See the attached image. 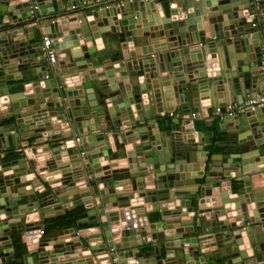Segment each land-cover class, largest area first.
Returning a JSON list of instances; mask_svg holds the SVG:
<instances>
[{
    "label": "water",
    "instance_id": "water-1",
    "mask_svg": "<svg viewBox=\"0 0 264 264\" xmlns=\"http://www.w3.org/2000/svg\"><path fill=\"white\" fill-rule=\"evenodd\" d=\"M64 1L0 0V16L12 23L0 28V81L5 82L4 93L10 92V82L20 83L21 89L9 94L0 90V97L7 95L11 100L8 111L0 114V149L10 147L9 137L20 144L21 136L34 135L36 130H41L38 138L52 131L47 141L66 140L73 135L74 126L86 134L79 145L75 139L60 143L54 159L48 157L52 150L38 152L30 147L18 160L0 161V264H94L93 260L98 264H264V168H257L264 165V0H120L114 6L102 2L74 11L69 9L80 3L72 0L65 6ZM158 1L161 14L155 10ZM34 6L37 10L32 17ZM33 20L37 29L27 28ZM230 25L235 33L226 28ZM185 34H189L190 45L184 43ZM44 35L53 39L58 51L55 67L44 56ZM113 37H118V52L108 55L102 52L105 38ZM138 37H166L175 45H155V53L138 60L131 53ZM64 41H73V45L63 48ZM207 50L213 59L217 57V63L206 58ZM220 94L228 102H217ZM207 96L213 102L204 108L214 106L223 113L229 103L263 102L239 111L237 119L227 116L221 120L222 133L235 139L225 145L232 152L217 156L220 164L216 165L206 159L210 134H199L190 120H174L171 130L163 133L154 130L159 123L148 122L163 112L173 114L177 108L188 115L199 108L197 103L210 101ZM105 117L111 122L102 126ZM62 123L69 128H61ZM130 124L129 131L111 136L106 132L109 126L119 129ZM129 145L132 150L127 151ZM64 148L67 155L62 154ZM117 148L124 149L128 163L137 167L119 170L107 165L96 170L99 162L115 160L110 157L117 155ZM235 159L240 162L235 164ZM206 168L210 171L205 173ZM44 171L60 173L62 178L47 180ZM119 174H128L129 180L115 181ZM229 176L238 184L230 191H220L211 210L201 208L214 185L221 187ZM83 178L92 201L81 198L74 206H84L87 212L77 227L64 230L68 239L56 238L49 250L52 240L40 238L38 233L45 218L55 212L50 205L83 195L76 186ZM46 185L50 190L44 189ZM95 187L97 195L92 192ZM68 188L75 189L67 194ZM73 191L78 192L71 194ZM135 192L139 204L132 206ZM176 198L184 200L172 210L162 208ZM94 202L103 207L99 209ZM142 203L153 204L162 221L150 223ZM229 203L227 210L224 206ZM249 204L253 205L252 215ZM111 206L120 211L106 214ZM91 209L95 214L88 213ZM230 212L232 218L219 220ZM179 216L192 219L169 223L192 230H179L171 237L159 232L168 225L169 217ZM102 218L107 227H102ZM89 223L102 227L100 234L89 237L102 242L97 246L88 239L76 253L81 239L78 227ZM118 225L119 243L113 241L112 233V227ZM147 231L167 243L162 248L155 245L154 252L140 262L137 247L146 242ZM243 232L250 242L245 252L239 249ZM17 234L13 244L19 238L26 250L20 260L11 251L10 239ZM206 240L214 241L205 244ZM212 247L216 249L204 252ZM129 248L133 249L122 251ZM88 250L91 257L82 256ZM170 252H182L183 260L174 262ZM66 255L68 260L59 262Z\"/></svg>",
    "mask_w": 264,
    "mask_h": 264
},
{
    "label": "crops",
    "instance_id": "crops-1",
    "mask_svg": "<svg viewBox=\"0 0 264 264\" xmlns=\"http://www.w3.org/2000/svg\"><path fill=\"white\" fill-rule=\"evenodd\" d=\"M117 1H120V0H73L72 2L80 3L79 4L80 6L76 7L75 9L71 8L69 10L70 11L71 10L74 11V10H78L80 8H86V7L95 5V4H100L102 2L112 3V6H114V5H118ZM68 2L70 3L71 1L65 0L64 1V5L66 6L68 4ZM148 3H150V2H148ZM55 9H56V12H60L58 10L57 5L55 6ZM161 9H162L161 3H159V1H158L156 3L155 10L158 13L160 12V14H161V12H162ZM87 14L89 15V12H87ZM73 16H76V15H73ZM37 17H39V16H37ZM37 17H36V19H37ZM4 19H5V21H4ZM31 22H33V24H29L27 26V28L33 27L34 29H37V26L35 24L36 21L34 22V20H33ZM11 25H12V23L8 22L7 18H4L3 16H0V28L3 29V28H6V27H10ZM213 26L216 28V25H211V28ZM226 28L229 29L231 33H235L236 32L235 28L233 27V25H230V27H226ZM197 32H199V30H197ZM184 38H185L184 43L186 45H190L191 43H190V40H189V34H185ZM117 39H118V37L117 38L116 37L115 38L114 37L113 38H105L104 49L102 50V52H106V54L108 53V55H110V54L113 55V54L117 53L118 49H117V46H116V43H115L117 41ZM51 40L53 41L52 38H51ZM134 40H135V46H134L133 50L131 51V53L135 57L134 59H138V60H142V59L146 60V59H148L149 56H151L153 53H155L154 52V50L156 48L155 45H157V46L167 45V46H170V47L175 45V44L169 43L168 39L166 37H160L159 39H156V40H152L151 38L138 37V38H135ZM81 43H83V41H81ZM72 45H73V41H64V42L61 43V46L63 48L70 47ZM74 50H78V48H76ZM172 50H174V49H172ZM206 55H207L206 58H212V60H215V62L217 63V57H216V59H213L214 55H210L208 50L206 52ZM68 64L69 63H66V65H68ZM0 83H1L0 84V90H1V92L3 94H9V93H15V92H20L21 91V89L19 88L20 83H19V86H18V82H10L9 83L10 84V87H9L10 92L4 93V90H6L5 82L0 81ZM209 94H210V91H209ZM207 97H208V99L210 101H208L206 103H203V101L200 102V103H197L199 108L195 109L194 111H191L189 114H192L193 112H195L197 114L202 115L201 117L197 118L194 121L195 129H196V131L199 134H210L209 141L205 144L206 159H207V163L208 164L212 165L214 163L216 165V164H220L219 159L217 158V156L225 155L227 153L232 152V149H230L228 146H225V145H227L228 142H232L235 138L230 133H222L221 120L225 119L228 115L223 113L222 117L214 116V111L217 109L216 107L211 106L210 109H205L204 108L205 104L209 105V104H212V102H213V98H211V96L210 97L207 96ZM226 99L224 98L223 94H220L218 98H215V100L217 102H219V103L228 102V101H226ZM191 100H192V97H191ZM10 104H11V100L9 99V96H7V95L6 96H1L0 97V114L7 112L8 111V106ZM193 105L194 104L192 103V101H190V107H192ZM230 105L231 104L229 103L228 106L230 107ZM233 105L231 107H233V108L238 107V106H235L236 104H233ZM163 108H166V107H163ZM133 110H134V113H135V117L138 118L137 110H135V109H133ZM203 115L210 116V119H204ZM234 117L236 118L237 116H234ZM178 119H180L181 121L188 120L187 116L183 115L181 109H179V108H177L174 111L173 116H171L170 114H168L166 112H163L161 114H158L156 117H153L152 119H149L148 122L152 123V125H155L156 123H159V126L156 127L154 130H155V132L159 133V131H160V132L163 133V132H168L169 130H171V125L173 124L172 122L174 120H178ZM110 122L111 121H109V118L105 117V120L102 122V126H107V124H109ZM139 123L140 122H136L135 124H139ZM131 125L132 124L126 125V126H131ZM167 125H170V126L167 127ZM67 126H68L67 123H62L60 125V127L63 128V129L64 128L65 129L69 128ZM74 128L75 129H74L73 135L68 137V138H66V140H62V141H59V140L47 141V138H48L47 136L51 135L52 131H48V132L46 131L39 138L35 137V136H40L39 134H41V130H36L34 135H28L27 134V135L21 136V143L20 144H18V139H17V141L15 140V144H14L12 138L9 137L10 147H6V145H5V146H3V148L0 149V161H3L10 154L13 156V158H11L9 161L18 160V159L24 157V151L26 149H29L30 147H36L38 152L52 150V154H51V151H50L48 157H49V160L50 159H54L56 153L58 152L57 147L59 146L60 143H65L68 140H73V139H75L78 136H82V138L85 139L86 134H81V133H79L77 131V128L75 126H74ZM86 128H84V129H86ZM122 128H124V126L119 128V129H115L112 126H109V128L107 129L106 132H108L110 134V136H111V134L120 133L121 130L123 132L127 131V130L124 131V129H122ZM129 130L130 129H128V131ZM200 136L201 135H198L199 139L202 138ZM29 137H31V139H29ZM37 138H38L39 142L36 140ZM75 144H77L76 141H75ZM64 149L65 150H64V152H62V154L67 155V150H66V148H64ZM128 150H132V145H129L127 147V151ZM116 154L117 155H114V156L110 157V160H114L115 159L114 161H109V162L103 161V162H99L98 164H96V166L99 167L96 170L101 171L107 165H113V166H115V169H119V170L120 169H125V168L134 170L137 167L136 164H129L128 163V160L126 158L124 149L117 148V153ZM51 155L53 156V158H50ZM232 155H233V153H232ZM116 158H118V159H116ZM213 158H217V159L213 160ZM40 159L43 160L44 158L41 157ZM66 159H68V158H66ZM200 161L203 163V161H205V158L201 157ZM239 162H240V160H237V159L234 160L235 164L236 163L238 164ZM257 168H258V170L261 169V168H264V165H261V166H259ZM213 170L222 171V168L221 167H214ZM208 171H210L209 168H206L205 169V173L208 172ZM82 173H83V171H82ZM231 174L234 175V173H231ZM43 175H44V177L47 180H57L59 178L61 180V178H62L60 173L56 174V173H49L47 171H44ZM127 176H128V174H119L118 176H116L114 178V180L123 182L126 179L125 181H128L129 179L127 178ZM235 179L236 178H233L232 176H229V177L224 178V180L222 181V186L221 187L217 188V186L214 185L215 188L213 190H210L211 196L205 198L206 202L201 205V208H205L207 210H211L212 201H213V199H215L219 195L220 191L221 192L223 190L226 191V192L230 191L233 188V186H236L238 184V182ZM90 181H91V179H90ZM92 181H94V179ZM36 182H37L36 183L37 186L41 187V185L39 184V181H36ZM132 182H134V180H132ZM135 184H136V179H135ZM76 186H77V188L78 187L80 188L78 191L81 192V194H83V195L80 196V194H79V196L77 198H75V199L69 198V200L67 202H65V203L56 202V203L50 205L54 209L55 212L53 213V215L51 214L49 217L45 218L44 227H43V229L46 232V236H45L44 239L45 240H48V239L52 240V241H50V246H48V248H47L49 250H51L53 248V246L55 245L56 242H53V241L56 238H58L60 240L68 239L69 235L67 236V235H63V234H64V230L65 229L67 230L69 228H65V229L64 228L63 229L52 228V229L47 230L48 227L46 225L47 224H54V219L59 217V216H61V215H63L67 210L78 209L79 207H75L74 206L75 200H80L82 198V199H85L84 202L92 201V197L88 196L89 194H87V191H89L90 188L87 186V181H86L85 178L81 179L80 184H77ZM187 188H193V187H187ZM44 189L45 190H50V186L46 185ZM74 189L75 188H70V189L68 188L67 194L71 190H74ZM40 190H43V188L40 189ZM119 190H121V189H119ZM183 190H185V189H183ZM78 191H73V192H71V194L72 193H76ZM93 191H94L95 195L98 194L97 190H96V187L92 189V192ZM136 196H137V192H135V203H133V204L131 203L132 206H134V204H135V206H137V204H139V200L137 199L138 197H136ZM181 200H184V199L183 198H176L174 203H169V204H166V205H162V208H169V210H172L173 208H176L179 205ZM94 203H95L96 207H98L99 209L101 207H103V205H101V204L98 205L97 202H94ZM71 206H73L72 209H70ZM141 206L144 208V209H142V211L145 210L146 212H148L147 215H148L150 223H156V222H161L162 221V216L160 215V213L153 211V204L142 203ZM252 206L253 205H251V204H249V206H248L250 215H252V211H253ZM58 207H60V209H58ZM224 207L227 210H230V203L226 204ZM80 208H83L85 210L84 211L85 213L87 212V209L84 206H81ZM119 211H120V209L118 207H112L111 206V207L106 209V214L115 213V212H119ZM237 211H239V210H237ZM183 212H186V209H183ZM88 213L91 214V215L95 214V210L94 209L88 210ZM232 215H233V212H230L227 216L220 217L219 220L222 221V220H225V219H230V218H232ZM209 216H210V218H213L214 217V213L210 212ZM239 216H242V214H240ZM190 219H192V217H190V216L189 217H182V216L169 217L167 219L168 225H166L165 228H163V229H159V232L160 233L163 232V233H165V236L171 237V236H176L178 234L179 230H181V231L192 230V227L183 228L182 225H180L179 223H173V224L169 223V222H173V221H176V220L187 221V220H190ZM102 220H103V218L100 221L102 227L103 228L107 227L108 223L104 222V220L103 221ZM105 220H107V218H105ZM102 227L99 225V223H97V224L89 223V224H87V226L78 227V230H79L78 232H79V236H80L81 239H80V242H78L76 244V253L81 251V248L86 245V242H87L88 239L91 240L92 242H95V244L97 246L100 245L102 240H100V241H98L96 239L92 240L89 237L90 236H95L97 234H100V232L103 231ZM112 229H113L112 230L113 241L117 242V243L121 242V235L118 233L121 230L120 225L113 226ZM207 230L209 231V229H207ZM208 231H207V233H208ZM157 232H158V230H157ZM202 236L207 237L209 235H202ZM16 237H19V235L17 234L13 239H10V242H11V245H12L11 251L14 252V259L15 260H20L23 257L17 255V252L15 251V247H14V244H13V240ZM199 238H201L200 235H199ZM16 240L20 241L19 238H17ZM142 240H144V239L141 238V241ZM242 240H243V244L239 246V249L243 250V252H245V251H247V248H248V246L250 244L249 237L247 236L246 232L242 233L241 241ZM213 241L214 240H206L205 244H210ZM166 243H167L166 240L165 241H158L157 240V235L155 233L152 234L150 231H147L146 242L143 243L141 246L137 247V258L141 262V260H143V258H148V254L149 253L151 254V253L154 252V246L155 245H159L162 248ZM131 249H133V248L123 249L122 251L123 252L124 251H129ZM215 249H216V247H212L211 249H205L204 252H208L209 250L214 251ZM135 252H136V250H135ZM25 255H26V253H25ZM67 256L68 255H66V257H60L59 258V262L68 260ZM82 256L90 258L91 257V252L88 250V251L84 252ZM173 256H174V258H172ZM169 257L171 259H173L174 262H180L181 259L183 260V253L182 252H175V253H171L170 252L169 253ZM87 260H89V259H87ZM67 262L69 263L70 261H67ZM93 262H95L94 264H98L97 261H95V260H93ZM75 263L76 262L74 261V264ZM168 263H170V262H168ZM195 263H196V261H195ZM8 264H12V263L8 262ZM84 264H86V263H84Z\"/></svg>",
    "mask_w": 264,
    "mask_h": 264
},
{
    "label": "built area",
    "instance_id": "built-area-1",
    "mask_svg": "<svg viewBox=\"0 0 264 264\" xmlns=\"http://www.w3.org/2000/svg\"><path fill=\"white\" fill-rule=\"evenodd\" d=\"M68 1H72V0H68ZM140 1L148 3V2H152L153 0H140ZM36 10H37V7L34 6L33 9L31 10L32 17L35 16ZM251 17H254V16L251 15ZM42 48L44 50V56L46 57L48 63L51 66L55 67L57 65V62H58V51L55 48L54 43L51 40V38H49L48 36H44L43 37ZM263 70H264V65H263ZM262 104H263V102H259L257 100H251V99L246 101L241 106L235 105V106H238V107H235V108L231 107L233 105V104H231L230 107L228 106L229 108L227 107V109L225 110V114L228 115V116L234 117V116L237 115V113L239 111H243V110L248 109V108L254 109V108H256V107H258V106H260ZM222 114H223V112L221 111L220 108H217L214 111V116L222 117ZM170 115L173 116V114H170ZM185 116H187L188 120H190L192 123H194V121L197 118L201 117L202 115L193 112L192 114H188V115H185ZM203 116H204V119H210V116H207V115H203ZM67 127H69V124H68ZM130 127L131 126H124V128H122V129H124V131H125V130H128ZM75 141L77 142V144L82 143V141H83L82 136L76 137ZM84 153L85 152H83L82 154H84ZM38 236L40 238H43V237L46 236V232H45V230L43 228L39 231Z\"/></svg>",
    "mask_w": 264,
    "mask_h": 264
},
{
    "label": "trees",
    "instance_id": "trees-1",
    "mask_svg": "<svg viewBox=\"0 0 264 264\" xmlns=\"http://www.w3.org/2000/svg\"><path fill=\"white\" fill-rule=\"evenodd\" d=\"M11 158H13V156L10 154L3 161L8 162ZM84 211L85 210L83 208L67 210L63 215L55 218L53 226L48 227L47 230L52 228L65 229V228L77 227L78 220L81 219L85 214ZM14 247H15V251L17 252V255L22 257L25 255L26 250L24 249L20 241L15 240Z\"/></svg>",
    "mask_w": 264,
    "mask_h": 264
}]
</instances>
